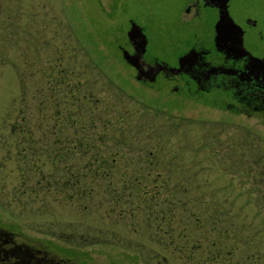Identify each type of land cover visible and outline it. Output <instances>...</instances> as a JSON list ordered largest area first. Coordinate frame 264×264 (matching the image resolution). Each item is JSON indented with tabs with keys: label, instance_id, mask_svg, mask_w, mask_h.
I'll return each mask as SVG.
<instances>
[{
	"label": "rangeland",
	"instance_id": "obj_1",
	"mask_svg": "<svg viewBox=\"0 0 264 264\" xmlns=\"http://www.w3.org/2000/svg\"><path fill=\"white\" fill-rule=\"evenodd\" d=\"M11 2L10 17L0 20L7 29L0 43V223L76 264H264V171L253 170L254 161L264 168V116L227 111L213 94L174 93L163 78L150 86L136 80L117 48L128 17L147 27L160 56L185 39L169 32L171 43L166 34L156 44L154 2ZM231 5L243 21L248 1ZM56 71L68 84L51 95ZM77 81L80 96L98 104H75L85 131L77 124L76 132H61L55 104L71 120L69 90ZM58 132L95 143L112 171L100 169L96 180L92 168L105 166L92 161L95 148L57 151ZM56 151L63 154L54 163ZM132 178L158 191L155 207L118 189ZM213 241L223 257L229 251L225 261L210 255Z\"/></svg>",
	"mask_w": 264,
	"mask_h": 264
},
{
	"label": "flooded vegetation",
	"instance_id": "obj_2",
	"mask_svg": "<svg viewBox=\"0 0 264 264\" xmlns=\"http://www.w3.org/2000/svg\"><path fill=\"white\" fill-rule=\"evenodd\" d=\"M11 1L0 0V20L5 15L10 17ZM150 1L156 6L152 11L157 20L156 44H163L162 37L169 32L184 34L185 39L182 47H179L180 42H175L171 45L173 50L160 56L150 46L147 27L137 16L128 17L123 26L126 39L117 48L122 60L135 69L136 80L150 86L163 78L172 83L174 93L198 98L213 94L214 100L227 111L248 117L257 113L264 116V0H247L249 12L241 22L233 15L231 4L234 0L226 3L228 15L242 29L245 54L234 49L232 36L216 41V25H220L223 0ZM3 28L0 24V43L5 41ZM170 35L166 42L173 41L174 35ZM18 126L20 129V125H15ZM30 131L27 128L23 137H29ZM253 163L256 164L255 175L264 171L258 166L260 161ZM0 264L76 263L0 223Z\"/></svg>",
	"mask_w": 264,
	"mask_h": 264
},
{
	"label": "trees",
	"instance_id": "obj_3",
	"mask_svg": "<svg viewBox=\"0 0 264 264\" xmlns=\"http://www.w3.org/2000/svg\"><path fill=\"white\" fill-rule=\"evenodd\" d=\"M64 77L65 76H64V73L63 72L60 74L59 71H56L54 77L52 79H50L49 83H50L51 86L49 87V92L51 93V95H53L54 92H58L60 90V88H59L60 85H63V87H66L67 86L68 83H66V80H65ZM80 84H81L80 81H77L76 84H72V87L69 90L70 97H71V100H70L71 101V107H73L71 120L69 119V121H68L67 120V117L65 115H62L61 109H59V107H57L58 105L55 104L56 105V110H55L56 111V115H58L59 119L61 120L60 121V124H59V126L61 128L58 126V124H56V126H57V130H60L61 132L65 131V129H64L65 127H67V128H72L73 127L74 128V127H76L77 124H79L78 127H79V130L80 131H85L83 129H85L86 125L83 124V122H82L83 120L81 119V118H83V116L79 114V116L77 117L75 115V111L77 112V109H78L77 108V105L79 107V102H84V103H89L90 102L92 104L94 102L95 105L98 104V99H96V102L97 103H95V100L94 101L92 100L90 94L87 96V93H86V94H83L82 96H80ZM88 93H91V92H88ZM75 104H77V105L75 106ZM95 105H94V108H96ZM74 106H75V108H74ZM92 107L93 106H91V112L94 111V108H92ZM51 108H53L52 107V104H51ZM120 118L121 119H119V120H122V116L121 115H120ZM90 121H91L92 125H88V127H90L91 132L93 133L92 134V140H94L95 137H96L95 130H94L96 118L92 117L90 119ZM102 122L108 123L109 121H107V122L106 121H102ZM93 123H94V125H93ZM73 131L76 132L77 131L76 128H74ZM88 132H90V131L88 130ZM55 133H56V131H55ZM59 135H60V132H58V136L57 135L55 136L56 138L57 137L58 138L55 139L54 144H56V146L55 147L53 146V148H55L57 151H59V146L61 147V149L66 148V151L64 149L65 152L64 151L63 152L66 153L69 156H70V154L72 156H74L77 153V150L85 149L86 147L87 148H89V147L90 148L91 147H94L95 148V154L93 155L94 158L92 159V161H94L98 165L105 166L104 168H102V166L101 167H98V168H92L93 177L96 180L101 179V178H99V175L102 172L112 171V167H113L112 164L113 163L111 161L108 162V160H107L108 157L106 155L105 156L104 155H101V151L99 149L100 147L97 146L95 143H92V145H87V144H90V143L89 142H85L84 141L85 138L82 137V139H78V137H76L75 134L73 136H71V135H68V136L67 135H63L62 139H60ZM99 140L100 139L98 138V141ZM63 142L64 143H70L72 146L69 147V146L66 145V147H64V146H62V143ZM103 150L105 152V149H103ZM58 153L59 152L56 153V156L57 157L54 156V160H52L51 162H54L55 163V161H57L58 157H60V155L63 154V153H59V154ZM100 169H102V172H101ZM70 174L73 177L71 179V180H73V183L71 184L72 185V188L71 189L75 190L76 187H74V186L76 184V181L78 180V176L75 174V172H72ZM64 181L66 183L67 182V179L64 180ZM109 183H112V181L109 180L108 184ZM117 183H119V180H117ZM128 183L129 184L124 185V187L119 186L118 189H120V188L121 189H123V188L124 189H127L128 190V194H135L138 197H140V199L142 198L141 199V203L143 204V206L145 208L147 206L149 208H152V207H155L157 205V204H155V196H158V191H154V193H152L151 190H149L150 188H147L145 185H141L140 184V181L139 180H136V178H134V179L132 178L131 180L128 181ZM133 192H136V193H133ZM151 210H153V209H151ZM212 222L213 223L219 222V217L216 218L215 221L212 220ZM191 246H192L191 249H194V247H198V246L200 247V244H198V245H193L192 244ZM209 246H210L211 250H213V252H211L210 255L213 256V259L215 261H219V260L225 261L226 260L225 259V256H227V254L229 253V251L224 252V250H223V253L225 255L223 257L222 256V249L223 248L220 247V249H219L215 241H213L212 243L210 242ZM216 264H218V263H216Z\"/></svg>",
	"mask_w": 264,
	"mask_h": 264
},
{
	"label": "water",
	"instance_id": "obj_4",
	"mask_svg": "<svg viewBox=\"0 0 264 264\" xmlns=\"http://www.w3.org/2000/svg\"><path fill=\"white\" fill-rule=\"evenodd\" d=\"M228 0H223V11L221 15L220 25H216V41L218 39H223L228 36L233 37V46L236 51H240L241 54L247 53L245 49L242 46V29L234 23L232 18L228 15L227 9H226V3ZM221 22H223V25H221Z\"/></svg>",
	"mask_w": 264,
	"mask_h": 264
}]
</instances>
